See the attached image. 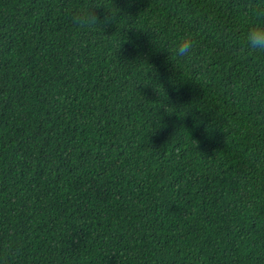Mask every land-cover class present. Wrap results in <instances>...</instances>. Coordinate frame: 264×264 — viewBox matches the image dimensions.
Here are the masks:
<instances>
[{
  "label": "trees",
  "instance_id": "obj_1",
  "mask_svg": "<svg viewBox=\"0 0 264 264\" xmlns=\"http://www.w3.org/2000/svg\"><path fill=\"white\" fill-rule=\"evenodd\" d=\"M258 4L0 0V264H264Z\"/></svg>",
  "mask_w": 264,
  "mask_h": 264
},
{
  "label": "clouds",
  "instance_id": "obj_2",
  "mask_svg": "<svg viewBox=\"0 0 264 264\" xmlns=\"http://www.w3.org/2000/svg\"><path fill=\"white\" fill-rule=\"evenodd\" d=\"M112 22H114L113 13H111ZM255 15L256 23L252 24L245 34L246 49L253 53H264V4L256 5ZM81 26H88L98 23L95 16H82L78 19ZM194 42L190 34L183 35L176 41L173 48V56L178 59H186L193 55Z\"/></svg>",
  "mask_w": 264,
  "mask_h": 264
}]
</instances>
